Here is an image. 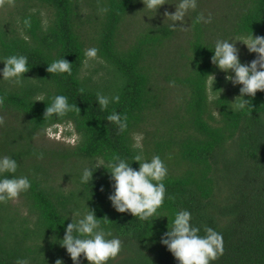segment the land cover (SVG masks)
<instances>
[{"label": "trees", "instance_id": "16d2710c", "mask_svg": "<svg viewBox=\"0 0 264 264\" xmlns=\"http://www.w3.org/2000/svg\"><path fill=\"white\" fill-rule=\"evenodd\" d=\"M207 1L186 13V29H173L163 13L178 0L156 14L142 0H0V60L24 55L29 68L20 84L0 79V155L18 162L16 173L3 175L31 182L0 202V264H74L58 240L71 212L87 207L122 242L108 264H179L160 240L180 210L201 235L205 226L222 234L224 251L212 264H264V91L237 109L241 86L211 62L217 39L264 36V0H220L219 10L202 11ZM92 47L97 57H85ZM237 47L242 63L256 57ZM61 57L71 74L48 73ZM98 92L120 100L102 110ZM56 95L80 112L44 117ZM113 111L127 116L126 129L106 120ZM60 125L71 128L73 143L44 139ZM137 153L159 155L168 169L164 203L146 220L117 212L108 199L107 163L119 156L138 169ZM98 163L105 168L82 182V170ZM77 264L89 262L81 256Z\"/></svg>", "mask_w": 264, "mask_h": 264}, {"label": "clouds", "instance_id": "9594fccd", "mask_svg": "<svg viewBox=\"0 0 264 264\" xmlns=\"http://www.w3.org/2000/svg\"><path fill=\"white\" fill-rule=\"evenodd\" d=\"M142 3L144 4L143 10L146 9L156 14L167 2L166 0H142ZM196 7L197 0H178L174 12L165 11L163 13L164 21L170 20L169 26L173 29H186L184 27L186 13ZM199 19L204 23H210L212 17L211 14L207 17L201 14ZM237 42H242L247 51L250 54L255 53L256 57L248 63H242ZM211 51L213 52L211 62L226 73V81L231 82L233 86H241L240 95L233 104L240 110L251 108L250 101L244 97H255L258 91H264V36H253L251 32L242 37L217 39ZM97 52L98 49L92 47L86 49L84 55L87 58H96ZM0 63L4 65L0 69V79L16 84H20L25 79L24 74L29 71L28 58L24 55H9L0 60ZM71 65L64 57H61L47 64L46 70L48 73L71 74ZM228 73L231 74L228 75ZM210 76L214 81V76ZM119 100V95L108 96L100 92L96 94V103L102 110L107 109L110 103H118ZM46 105L44 117L53 115L60 117L73 110L80 112L76 104L68 102V97L65 95L54 96L51 103ZM106 120L118 125L120 130L127 128V116H122L115 111L109 114ZM2 122L0 118V123ZM132 160L138 163V169L133 168L132 163L119 156L113 157L107 163L110 170L106 171L109 173L113 189L108 199L117 212H127L141 220H146L154 216L164 203L166 188L163 181L168 174V169L159 155L145 159L142 153H137ZM98 167L105 168L99 163L94 168L85 167L82 170L81 181L90 184L93 173ZM17 168V160L8 155H0V202L15 199L31 187L27 176L3 175L4 173L14 174ZM87 209L84 213H81L79 209L71 212L69 215L71 222L65 227L64 236L58 240V243L66 249L74 264H77L81 256L89 264H108L109 260L114 259L120 253L122 242L118 237H112L111 232L100 226L101 219L96 217L95 210L88 207ZM191 220L192 216L188 210L177 211L171 226L168 223L160 243L167 248L179 264H212L224 251L223 236L207 226L204 227L203 235H201V228L191 223ZM16 264H29V261L17 258ZM55 264H63V261L57 259Z\"/></svg>", "mask_w": 264, "mask_h": 264}, {"label": "rangeland", "instance_id": "374dc122", "mask_svg": "<svg viewBox=\"0 0 264 264\" xmlns=\"http://www.w3.org/2000/svg\"><path fill=\"white\" fill-rule=\"evenodd\" d=\"M219 5H220V0H208L206 3H204L200 6V9L202 11L212 12L214 10H219ZM132 29H133V27H132ZM86 65H88L90 67H92V66L97 67V65H95L93 62H90V61H88ZM99 73L102 74L103 71H100ZM66 132L72 133V134L69 136L66 134ZM73 136H74L73 132H71V128L69 126L60 125L56 128L54 127V128L47 130L44 139L48 142L62 141V142H65L66 144L67 143L71 144L76 139ZM136 140H139V136L136 137Z\"/></svg>", "mask_w": 264, "mask_h": 264}]
</instances>
